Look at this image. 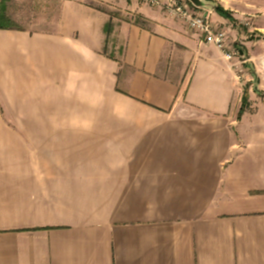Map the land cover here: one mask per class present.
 <instances>
[{
  "label": "crops",
  "instance_id": "1",
  "mask_svg": "<svg viewBox=\"0 0 264 264\" xmlns=\"http://www.w3.org/2000/svg\"><path fill=\"white\" fill-rule=\"evenodd\" d=\"M232 6L211 16L257 79L241 118L222 53L162 9L0 29V97L26 122L0 125V264H264V40L232 30L257 7L264 35V0Z\"/></svg>",
  "mask_w": 264,
  "mask_h": 264
},
{
  "label": "rangeland",
  "instance_id": "2",
  "mask_svg": "<svg viewBox=\"0 0 264 264\" xmlns=\"http://www.w3.org/2000/svg\"><path fill=\"white\" fill-rule=\"evenodd\" d=\"M2 0H0L1 2ZM7 4L8 15L15 21L18 27L25 29L29 32H55L60 29L62 24V9L64 6H68L71 9H81V7L95 9L97 11L106 13L112 22L119 26L123 23L131 25L147 26L143 18L136 12L130 11L134 7V4L141 5L139 0H3ZM207 5V9L214 11L216 6H221L226 10H231L232 5L241 4L243 0H202ZM251 4H255L256 0H249ZM253 13L251 16H242L241 20H237L233 24V32L242 35L244 32L250 40H264V35L258 31H254L257 25L262 22L261 10L257 7H251ZM231 12V11H230ZM235 14V12H231ZM214 24L220 28L224 26L210 18ZM250 32H247L249 31ZM109 54H113L112 47L114 43L118 44V38L116 36L109 35ZM229 42L233 46L234 50L238 52L235 56V60L231 63L227 62V66H231L232 71L237 75L235 82H237L238 88L245 90L249 88L250 84H257V79L253 76V69L249 66L247 56L244 58L241 56L240 49L243 47L240 45V41H234L231 37ZM112 50V53L110 52ZM114 56L118 55L115 53ZM5 99V100H4ZM4 102L3 105L1 102ZM13 98L11 94H4V98L0 97V125L16 124L24 122V118H16L15 114H18L12 108Z\"/></svg>",
  "mask_w": 264,
  "mask_h": 264
},
{
  "label": "built area",
  "instance_id": "3",
  "mask_svg": "<svg viewBox=\"0 0 264 264\" xmlns=\"http://www.w3.org/2000/svg\"><path fill=\"white\" fill-rule=\"evenodd\" d=\"M143 5L163 10L169 16L185 22L205 45L218 49L224 59L231 63L238 54L229 42L228 33L210 19L213 11L195 7L190 0H139ZM232 70L231 66H229Z\"/></svg>",
  "mask_w": 264,
  "mask_h": 264
},
{
  "label": "trees",
  "instance_id": "4",
  "mask_svg": "<svg viewBox=\"0 0 264 264\" xmlns=\"http://www.w3.org/2000/svg\"><path fill=\"white\" fill-rule=\"evenodd\" d=\"M217 12H219L222 15H227L228 13L226 11H224L222 8L217 7ZM17 24L15 23V21H13L9 16H8V9H7V4L5 3V1H1L0 2V29H14L17 28ZM112 25L111 23H108V27H107V32L108 34L112 31ZM241 53V51H240ZM256 77V76H255ZM255 92L259 95L262 94V92L260 90H258L257 88L255 89ZM243 99V104L242 107L239 111V117L241 118L244 113L245 110L247 108L249 99H248V89L246 88L244 91V95L242 97Z\"/></svg>",
  "mask_w": 264,
  "mask_h": 264
},
{
  "label": "water",
  "instance_id": "5",
  "mask_svg": "<svg viewBox=\"0 0 264 264\" xmlns=\"http://www.w3.org/2000/svg\"><path fill=\"white\" fill-rule=\"evenodd\" d=\"M190 2L198 8H201L204 5V2L202 0H190Z\"/></svg>",
  "mask_w": 264,
  "mask_h": 264
}]
</instances>
